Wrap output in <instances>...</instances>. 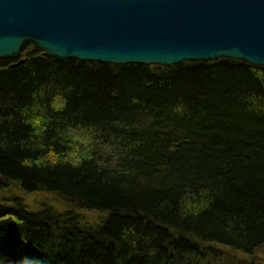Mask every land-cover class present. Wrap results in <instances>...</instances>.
Listing matches in <instances>:
<instances>
[{
	"label": "trees",
	"instance_id": "1",
	"mask_svg": "<svg viewBox=\"0 0 264 264\" xmlns=\"http://www.w3.org/2000/svg\"><path fill=\"white\" fill-rule=\"evenodd\" d=\"M262 247L264 67L0 59V264H235Z\"/></svg>",
	"mask_w": 264,
	"mask_h": 264
},
{
	"label": "water",
	"instance_id": "2",
	"mask_svg": "<svg viewBox=\"0 0 264 264\" xmlns=\"http://www.w3.org/2000/svg\"><path fill=\"white\" fill-rule=\"evenodd\" d=\"M28 43L59 60L264 67V0H0V59Z\"/></svg>",
	"mask_w": 264,
	"mask_h": 264
},
{
	"label": "rangeland",
	"instance_id": "3",
	"mask_svg": "<svg viewBox=\"0 0 264 264\" xmlns=\"http://www.w3.org/2000/svg\"><path fill=\"white\" fill-rule=\"evenodd\" d=\"M29 48L37 49L34 47V45L32 43H28L26 48H24V50L20 54H22L24 51H26ZM38 50H40V49H38ZM40 51L44 55L45 52L43 50H40ZM39 198L40 197H38V196H29L28 197L29 200H31V199L39 200ZM230 255H232L231 257L234 259L235 264L236 263L237 264H248V262L250 264H264V247H262L259 251H257L255 254H253L251 256L240 254V253H232V252H230ZM228 259H230V258H228Z\"/></svg>",
	"mask_w": 264,
	"mask_h": 264
}]
</instances>
